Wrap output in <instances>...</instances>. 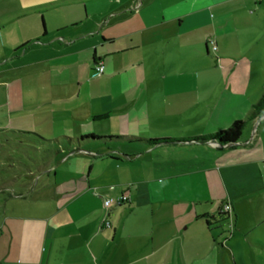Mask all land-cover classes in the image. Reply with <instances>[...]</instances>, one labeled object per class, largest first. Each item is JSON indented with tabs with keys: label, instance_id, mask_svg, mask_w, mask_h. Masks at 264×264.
Listing matches in <instances>:
<instances>
[{
	"label": "crops",
	"instance_id": "0c3cea01",
	"mask_svg": "<svg viewBox=\"0 0 264 264\" xmlns=\"http://www.w3.org/2000/svg\"><path fill=\"white\" fill-rule=\"evenodd\" d=\"M70 1L75 0H62ZM257 3L129 0L90 30L65 36L68 30L79 31L82 23L58 29L47 45L61 47L52 58L61 63L36 75L49 81L52 103H67L54 113L78 122L87 135H96L92 130L97 127L106 132L113 124L142 127L195 114L208 124L226 126L249 118L264 95L251 57L248 80L239 78L241 49L235 45L243 39L251 22L249 11ZM42 29L36 42L49 38L44 21ZM82 38L90 40L77 47ZM209 39L219 55L212 61L207 59L213 52ZM20 51L12 52L14 58ZM98 64L103 66L101 75H96ZM257 118L258 112L234 147L191 144L207 150L189 159L156 161L153 179L114 182V195L129 198L118 209H104L103 201L111 195L103 192L101 180L112 182L114 174L126 172L128 165L160 146L124 149L130 158L122 163L92 156L93 151L61 153L65 162L76 155L90 157L86 176L56 180L49 170L42 200L20 196L23 186L18 192L10 186L1 190L5 209L0 243L8 246L6 254L0 247V264H227L231 249L222 228L232 220L238 229L237 201L253 195L252 180L262 179L264 186V155L259 152L264 143L255 129L261 123L249 124ZM9 201L15 202L11 209ZM226 204L231 214L219 217ZM213 221L217 224L209 227ZM238 232L247 234L241 228Z\"/></svg>",
	"mask_w": 264,
	"mask_h": 264
},
{
	"label": "rangeland",
	"instance_id": "374dc122",
	"mask_svg": "<svg viewBox=\"0 0 264 264\" xmlns=\"http://www.w3.org/2000/svg\"><path fill=\"white\" fill-rule=\"evenodd\" d=\"M128 1L0 0V129L28 131L48 140L60 141L59 147L53 145L52 149L62 148L61 136L78 138L87 135L86 131L79 127L78 122L72 121L65 114L54 113L60 107H66L67 103H52L53 89L49 86V81L42 74H36L38 70H44L49 66L61 63L59 58L52 59L61 47L56 43L47 45L50 42V36L58 29L82 23L79 31L68 30L65 36H73L80 33L81 30V32L86 29L90 30L95 24H103L111 13L119 11ZM249 12L250 15L252 14L251 22L246 27L243 39L240 38L235 44L241 49L237 63L239 62L242 71L238 76L244 81L248 80L250 72L247 66L251 63L249 61V57H251L252 65L258 72L255 79L264 83V0H260V3L254 5ZM42 21L45 23L49 38L43 42H36L42 37ZM80 40L77 47L87 44L90 38ZM27 42L28 45L25 46ZM24 46L26 48L21 49ZM18 48L23 51L17 54L18 58H14L16 54L14 55L12 52ZM216 50H213L207 59L216 60L219 57ZM26 73H34V76L25 78ZM12 75H18V77L13 80ZM236 120L248 121V117ZM208 122L203 121L201 116L195 114V116H174L157 121L155 122L157 124L150 126L118 127L113 124L112 128L110 127V130L106 132H101L100 127L92 131L96 135L106 136L179 139L216 133L230 125L228 123L226 126H221L213 124V122L211 125ZM255 123H261L260 127ZM96 124L94 126H99L102 125V122ZM249 124L257 126L255 129L259 130L260 141L264 143V111L258 112L257 120ZM244 131L243 135L245 136L246 131ZM9 138L8 136L7 139ZM47 146L48 144L41 148H48ZM124 149L141 150L139 146L129 147L126 142H122L118 150ZM206 150L207 148H194L188 144L160 146V150L143 155L134 164L128 165L125 168L126 172L114 174L112 182L101 180L103 192L110 193L111 197L108 198H115L116 191L112 185L114 182L153 179L157 173V169L153 167L156 161L189 159L203 154ZM259 152L264 155V147ZM9 156L13 158L12 161L8 160ZM64 157L65 155L51 156L47 152L15 145H6L3 149L0 148V219L4 217L5 209L3 205L5 196L1 194V190L8 186L11 188L10 191L18 192L20 186L29 185L32 182L33 185L30 186L33 187L34 194L31 192L29 197L42 200L44 192L42 194L40 191L49 170H53L52 172L56 174V180L72 175L86 176L91 161L90 157L76 155L66 162L62 161ZM51 164L56 167L50 169ZM262 182V179L252 180L253 195L244 196L237 201V226L238 229L247 230V234L239 233L237 228V230L233 228L232 220L222 228L223 236L228 242L227 246L231 249V253L226 252L227 264H233L231 256L236 264H264V186ZM136 186L131 189H136ZM234 189L236 190V188ZM10 191L9 193H11ZM92 193H95L94 189H92ZM8 203L7 207L11 209L14 205L12 203L15 202L9 201ZM113 206L118 209L117 206ZM7 246V242L0 243L5 254Z\"/></svg>",
	"mask_w": 264,
	"mask_h": 264
},
{
	"label": "trees",
	"instance_id": "16d2710c",
	"mask_svg": "<svg viewBox=\"0 0 264 264\" xmlns=\"http://www.w3.org/2000/svg\"><path fill=\"white\" fill-rule=\"evenodd\" d=\"M264 105V95L261 100L254 105V111L251 113V116L248 118V121L244 120H234L226 129L221 130L216 133L186 137L179 139H144L133 136H97V135H85L78 138H69L61 137L62 148H58L59 142L56 139L48 140L42 136L28 131H17V130H2L0 129V148L3 149L6 145H15L16 147L29 148L35 151L47 152L50 155H59L61 153H74L76 151H85V152H95L92 156H99L100 158H109L115 162L122 163L124 160L129 159L130 156H127L123 150H118V147L122 142H126L127 146L131 147H146V148H155L163 145L171 144H196V145H205L213 144L219 147L229 146L234 147L240 141L242 132L244 131L248 122L253 121L256 118V112H260L262 106ZM8 136L11 138L7 139ZM3 139V140H1ZM6 143V144H4ZM48 148H41V146L47 145ZM53 145L58 147L52 149ZM116 154V155H114ZM8 159V158H7ZM8 160H13L9 156ZM1 165V164H0ZM32 182L29 185H23V194L20 195L30 196V193H33ZM35 187V186H34ZM4 190V189H3ZM225 206V205H224ZM224 206L222 210L224 211ZM221 210L218 213L219 217L223 215H228L230 212ZM227 219L223 220L225 222ZM217 222H209L207 225L210 227L216 225Z\"/></svg>",
	"mask_w": 264,
	"mask_h": 264
},
{
	"label": "built area",
	"instance_id": "2783aa9c",
	"mask_svg": "<svg viewBox=\"0 0 264 264\" xmlns=\"http://www.w3.org/2000/svg\"><path fill=\"white\" fill-rule=\"evenodd\" d=\"M207 43L212 47L213 50H216L217 47H216V44L215 42L212 40V39H209L207 41ZM95 71H96V75H101L102 72H103V66L101 64H98L95 68ZM129 202V198L127 195L125 194H121L115 198H106L104 199L103 201V207L108 209L110 207H112L113 205L115 206H123L125 204H127ZM231 210V206L226 204L224 206V211L226 212H230ZM106 225H108V223H105Z\"/></svg>",
	"mask_w": 264,
	"mask_h": 264
}]
</instances>
